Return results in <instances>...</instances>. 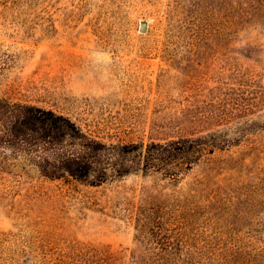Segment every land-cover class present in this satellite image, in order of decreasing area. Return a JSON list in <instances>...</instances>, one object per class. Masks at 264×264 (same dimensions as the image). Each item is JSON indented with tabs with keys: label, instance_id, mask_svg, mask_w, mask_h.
I'll return each instance as SVG.
<instances>
[{
	"label": "rangeland",
	"instance_id": "374dc122",
	"mask_svg": "<svg viewBox=\"0 0 264 264\" xmlns=\"http://www.w3.org/2000/svg\"><path fill=\"white\" fill-rule=\"evenodd\" d=\"M0 94L105 139L219 141L176 182L69 185L13 159L0 169V264H90L91 247L120 255L102 264H158L112 210L149 200L165 264H264V0H0Z\"/></svg>",
	"mask_w": 264,
	"mask_h": 264
},
{
	"label": "trees",
	"instance_id": "16d2710c",
	"mask_svg": "<svg viewBox=\"0 0 264 264\" xmlns=\"http://www.w3.org/2000/svg\"><path fill=\"white\" fill-rule=\"evenodd\" d=\"M218 142L207 135L194 134L148 141L105 139L69 114L0 94V169L9 168L13 159L23 157L40 176L64 184L97 186L138 172L159 174L176 182ZM151 202L128 201L124 205L115 201L111 206L114 212L134 221L143 238L152 244L154 260L165 264L168 239L161 232L160 207ZM86 250L100 255L90 264H102L103 257H120L107 248Z\"/></svg>",
	"mask_w": 264,
	"mask_h": 264
},
{
	"label": "water",
	"instance_id": "95a60500",
	"mask_svg": "<svg viewBox=\"0 0 264 264\" xmlns=\"http://www.w3.org/2000/svg\"><path fill=\"white\" fill-rule=\"evenodd\" d=\"M142 28H145V25H143Z\"/></svg>",
	"mask_w": 264,
	"mask_h": 264
}]
</instances>
